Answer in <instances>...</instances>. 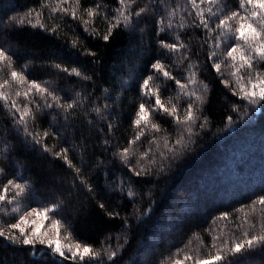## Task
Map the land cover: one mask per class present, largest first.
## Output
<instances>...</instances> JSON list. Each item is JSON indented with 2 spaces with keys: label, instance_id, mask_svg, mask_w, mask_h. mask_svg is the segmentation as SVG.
<instances>
[{
  "label": "trees",
  "instance_id": "16d2710c",
  "mask_svg": "<svg viewBox=\"0 0 264 264\" xmlns=\"http://www.w3.org/2000/svg\"><path fill=\"white\" fill-rule=\"evenodd\" d=\"M57 2L0 0V50L11 58L12 69L28 83L47 82L59 104L74 105L65 111L34 92L29 104L23 94L15 96L27 84L12 82L6 66L0 71V82L10 81L0 88L9 96L7 105L0 100V193L10 180L24 187L19 195L11 187L0 201V230L8 234L22 210L52 208L48 215L61 221V234L99 256L80 261L38 243L0 237V264H174L184 254H215L213 244L231 246L264 234V205L254 203L264 198V101L250 104L233 94L238 86L226 54L243 41L232 32L220 36L216 28L231 12L243 14L239 0L200 4L214 31L200 24L188 0H135L125 9L131 13L127 25L121 19L107 41L119 0H80L77 18L71 15L74 0L61 5L67 14L53 13ZM89 8L96 15L88 17ZM37 13L43 28L33 26ZM229 23L235 28V21ZM162 42L184 47L171 51ZM211 52L216 55L210 59ZM157 62L173 79L152 67ZM57 64L82 75H69ZM214 64L221 65L219 71ZM256 67L264 72V62ZM193 72L195 82L189 83ZM149 76L165 107L176 106L182 118L191 106L195 119L177 124L158 109L150 120L161 131L142 123L144 135L130 144L139 130L133 123L139 105L155 107V95L141 88ZM13 99L32 111L26 125L17 122ZM125 148L131 149L127 161L119 155ZM63 149L72 167L56 155ZM217 264H264V244L227 253Z\"/></svg>",
  "mask_w": 264,
  "mask_h": 264
},
{
  "label": "snow or ice",
  "instance_id": "6c2138e0",
  "mask_svg": "<svg viewBox=\"0 0 264 264\" xmlns=\"http://www.w3.org/2000/svg\"><path fill=\"white\" fill-rule=\"evenodd\" d=\"M188 2L192 5L193 9L196 10V15L200 20V24L204 26V28L209 31H214V29L209 28L208 21L204 18V11L200 8V4L208 3L210 5H215L220 3V0H188ZM68 3V0H58V2L53 7L52 11L55 13L57 10L62 11L64 13H68V8L61 7L62 4ZM121 7L117 9L118 16L116 18L115 24H110L107 30V33L104 35L103 39L107 41L109 37L112 35V30L117 27L121 21V19L126 23L129 21V15H125V9L131 7L135 0H119ZM80 7V0H74V4L71 7V15L73 18H77V10ZM98 7V6H97ZM239 7L243 10V14L240 11H233L231 14L225 16L220 19L219 24L216 25V28L221 29L220 36L225 35V33L232 32L235 34V39L237 41H243V45L237 44L234 47H231L229 51H227V57L231 58L232 64L229 65L233 68L232 76L235 78V83L238 86V91H235L233 94L240 96L241 99L247 100L250 104H255L257 101H264V72L257 70V64L260 62H264V0H239ZM141 12L144 9L140 10ZM209 13L215 15L212 12V8L209 7L207 9ZM88 17H93L96 15L95 8L86 9ZM136 15H140V12H137ZM31 14H28L30 17ZM230 21H237V25L235 28L229 23ZM25 19H21L18 23H24ZM28 22H31L30 20ZM83 23L87 26L89 24V20H84ZM44 27V25L40 22V14L37 13L36 23L33 26ZM171 27V24H169ZM86 30H88L86 28ZM51 31L55 32L56 29L52 28ZM95 32V29H92ZM75 46V42L73 44ZM162 46L168 48L171 51H179V48L184 47V45H176V44H165L162 42ZM218 46V45H217ZM247 53V54H246ZM252 53H255L253 56ZM89 55H94L93 53H89ZM216 55L215 52H211L209 58L211 59ZM255 61V63H254ZM6 66L8 71L10 72V77L12 82H16L19 85L27 84L24 92L16 90L15 96L19 97L23 94L28 103H33L29 97L33 94V92L40 96L42 99L50 97L59 107L63 108L65 111L67 109L73 108V103L67 104H59V97L54 95L47 88L45 82L44 85L38 84L36 82L28 83L25 81V77L23 74L16 72L12 69L11 58L6 55L5 51L0 50V71H3V67ZM57 68H61L59 64L56 65ZM157 72L163 74L166 79H173L170 72L166 71L164 66L157 62L152 66ZM191 67V65H190ZM214 67L217 71H219L221 65L214 64ZM62 71L68 72L69 75L81 76L82 73L78 71L76 68L68 69L61 68ZM242 70H247L246 72H242ZM253 70H255V76H253ZM195 72L191 74L189 77V83L195 82ZM88 79V77H84ZM153 80L152 76H149L147 79L143 81L141 85L142 90H144L145 94H153L156 97L155 107L151 105L147 106L144 103L139 105V110L136 114V119L133 121L134 125L139 129L133 141H130V144H135L137 140L140 139L141 136L144 135V128L150 126L151 130L161 131L158 124L151 122L150 113H154L158 109L160 111L166 112L168 115L176 117L177 108L176 106H172L170 109L165 107V102H163L160 98V94L157 91L159 86L153 88L150 86V81ZM182 91L187 89V84H182L179 81L176 82ZM227 83V82H226ZM10 86L9 80H3L0 82V88H7ZM185 94L194 95V93ZM198 100H201V97H197ZM0 100L4 101L7 105L9 101V96L6 92H0ZM48 108H51L53 104L46 103L45 105ZM11 108L16 109V111L20 112L19 120L17 121L20 124L27 123L28 118L32 116V111L29 109L27 104L21 109L16 101L13 99L11 101ZM195 119L194 112L191 106L185 110L182 118L176 117L177 124L188 125ZM144 124V128L140 127L141 124ZM188 130V129H185ZM27 131V129H26ZM49 133L44 132V136H47ZM36 138V137H34ZM39 142V139H37ZM177 144L181 143V139H177ZM167 138L165 137V147H167ZM171 150V149H169ZM45 151H49V149L45 148ZM131 153L130 148H125L123 152L119 153L124 161H127L129 155ZM58 157H62L66 163L69 164V167H72L71 162L67 159V149H63L61 153H56ZM144 155H147L145 153ZM143 159V156H141ZM2 171V170H0ZM77 171H79L77 169ZM143 171V170H141ZM140 175V172L136 173ZM11 187H14L17 190V195L24 191V187L20 184H14L13 181H8V185L4 187L3 193H0V201H4L6 199V193L10 190ZM11 200H8V203H11ZM255 204L264 205V198H260L258 201L254 202ZM103 207V205H101ZM54 209L45 207L43 209H32L30 213H27V216H31L33 214L43 217L45 219H50L51 224L50 227L55 233V239L52 238H44L47 234H41L35 228L31 230L30 233H26L24 225L28 223L25 216H20L16 223L8 225L10 231L6 234L3 230H0V237H3L6 240L11 241L12 243H23L24 245H33L37 241L41 244H46L48 247L52 249L54 253L59 254L61 257H65V252L71 253V258L76 259L79 258L80 261H84L85 257L90 259H96L99 256V253L94 251L87 245H82L79 242L70 241L68 244H63L60 238V229L63 227L60 220L56 219L54 216L49 217V213H52ZM226 219L227 217H223ZM18 231L19 235H16L15 232ZM22 238V239H21ZM64 240H69L68 236L63 237ZM213 239H217L213 237ZM256 244H264V234L253 235L250 238L246 236V238L241 242H234L231 246H228V242H224V246L217 247L213 244V248L215 249V254H209L206 258L203 257H193L188 254H184L183 259H175L174 264H184L185 261H194V264H217V262L223 261L226 257L227 253H240L241 250L245 247H253ZM116 252L113 251L109 254V259L114 257ZM179 255V253H177Z\"/></svg>",
  "mask_w": 264,
  "mask_h": 264
},
{
  "label": "rangeland",
  "instance_id": "374dc122",
  "mask_svg": "<svg viewBox=\"0 0 264 264\" xmlns=\"http://www.w3.org/2000/svg\"><path fill=\"white\" fill-rule=\"evenodd\" d=\"M235 27L236 26H238L237 25V21H235ZM32 210H22V211H20V213H19V218H20V216H25L26 217V220L28 221V223L26 224V225H24L23 227H25V231H26V233H30L31 232V230L33 229V228H35L38 232H40L41 234H47V236L46 237H44V238H52V239H55L56 237H55V233H54V231L51 229V227H50V224H51V220L50 219H45V218H43V217H40V216H37V215H35V214H33V215H31V216H27L26 214L27 213H30ZM18 218V219H19ZM17 219V220H18ZM17 222V221H16ZM11 231H14V230H11ZM63 230L62 229H60V238H61V241H62V243L63 244H68L69 242H70V240H64L63 239V237L64 236H67V234L66 233H63V234H61V232H62ZM15 234L16 235H19V232L18 231H16L15 232ZM36 243H38V244H41V243H39V241H37ZM43 247H47L49 250H51L52 251V249L50 248V247H48L46 244H41ZM53 252V251H52ZM54 253V252H53ZM55 254H57V253H55ZM66 254H70L71 255V253L70 252H65V255ZM59 255V254H58Z\"/></svg>",
  "mask_w": 264,
  "mask_h": 264
}]
</instances>
